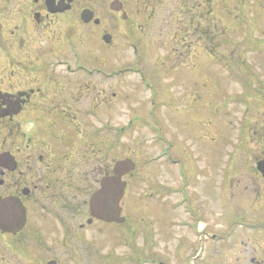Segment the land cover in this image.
<instances>
[{"label": "rangeland", "instance_id": "1", "mask_svg": "<svg viewBox=\"0 0 264 264\" xmlns=\"http://www.w3.org/2000/svg\"><path fill=\"white\" fill-rule=\"evenodd\" d=\"M206 6L208 20L221 22L214 54L191 47L180 57L150 31L139 55L110 56L111 168L135 164L124 179L126 222L91 232L110 264H233L238 252L264 260V181L254 162L264 155V0ZM134 65L136 74L125 68ZM168 65L188 85L176 86Z\"/></svg>", "mask_w": 264, "mask_h": 264}, {"label": "flooded vegetation", "instance_id": "2", "mask_svg": "<svg viewBox=\"0 0 264 264\" xmlns=\"http://www.w3.org/2000/svg\"><path fill=\"white\" fill-rule=\"evenodd\" d=\"M209 8L206 0H0V201L10 199V212L0 209L10 213L0 264H110L91 234L107 224L89 209L111 175L110 56L139 55L150 31L180 57L191 47L212 55L220 19L210 22ZM174 68L163 72L188 85ZM239 253L233 264H264Z\"/></svg>", "mask_w": 264, "mask_h": 264}, {"label": "water", "instance_id": "3", "mask_svg": "<svg viewBox=\"0 0 264 264\" xmlns=\"http://www.w3.org/2000/svg\"><path fill=\"white\" fill-rule=\"evenodd\" d=\"M5 161H7L6 155L0 156V162ZM134 168V164L129 160L114 164L113 175L103 179L100 183V189L91 197L90 212L93 217L107 223H123L124 219L120 218L119 203L123 197L126 184L122 182V177L132 172ZM257 170L264 178V159L257 163ZM0 209L10 212V199L0 201ZM9 225L10 213L0 215V227L8 228Z\"/></svg>", "mask_w": 264, "mask_h": 264}]
</instances>
